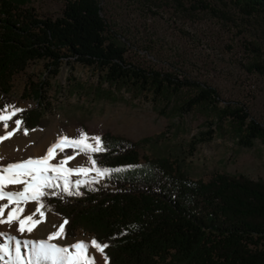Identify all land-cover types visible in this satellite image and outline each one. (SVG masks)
<instances>
[{"label":"trees","instance_id":"trees-1","mask_svg":"<svg viewBox=\"0 0 264 264\" xmlns=\"http://www.w3.org/2000/svg\"><path fill=\"white\" fill-rule=\"evenodd\" d=\"M233 1L245 12L264 13V0ZM124 50L97 0H63L54 17L37 15L28 0H0V103L13 75L37 59L44 60L50 75L70 60L98 67L112 84L127 82L154 94L166 87L195 88L183 109L215 102L208 84L138 66L125 60ZM251 67L262 69L258 62ZM46 86L43 79L32 83L36 105L13 117L23 121L21 129L42 123ZM226 112L240 125V144L249 146L256 137L264 143V124L240 107ZM98 136L107 150L91 157L98 167L120 171L83 181L78 189L70 179L78 195L62 192L60 180L55 182L60 187L45 189L58 195L43 197L41 210L67 221L64 235H74L77 228L91 232V240L109 245L106 264H264V179L218 171L204 181L190 176L170 151L139 155V145L154 141L149 136L133 140L108 130ZM200 139L193 138L190 147Z\"/></svg>","mask_w":264,"mask_h":264},{"label":"rangeland","instance_id":"rangeland-1","mask_svg":"<svg viewBox=\"0 0 264 264\" xmlns=\"http://www.w3.org/2000/svg\"><path fill=\"white\" fill-rule=\"evenodd\" d=\"M97 1L112 33L125 47V60L206 83L215 90V102L195 103L183 109V102L195 88L166 87L154 94L127 82L112 84L103 79L96 66L66 60L56 74L50 75L44 60H31L13 75L6 101L0 107H34L37 98L30 88L43 79L47 82L42 90L47 102L43 120L28 129L27 135L21 129L0 143V156L22 152L37 142H42L44 155L61 136L78 139L80 132L98 136L108 130L133 140L149 136L154 141L139 145V155L170 151L181 159L190 176L204 181L218 171L264 179V143L256 137L249 146L240 144V125L226 112L240 107L248 117L264 124V13L245 12L233 0ZM28 4L37 15L54 17L60 13L63 0H28ZM253 62L260 63L262 69L252 68ZM14 121L9 122V130L15 127ZM196 137L203 139L191 148ZM77 152L66 147L54 163ZM80 166L92 167L88 154L75 155L66 165ZM70 179L99 181L101 176L91 171L87 175L73 173ZM21 206L25 209L23 217L35 210L37 202ZM43 212V222L31 233L21 235L16 231L17 224L11 228L0 225V230L22 241L46 239L58 230L63 219L53 211ZM34 218L39 219V213ZM91 236V232L77 228L74 235L51 242L62 246L90 243ZM6 242V237H0V243ZM88 254L96 264H105L103 255L94 248H89Z\"/></svg>","mask_w":264,"mask_h":264},{"label":"snow or ice","instance_id":"snow-or-ice-1","mask_svg":"<svg viewBox=\"0 0 264 264\" xmlns=\"http://www.w3.org/2000/svg\"><path fill=\"white\" fill-rule=\"evenodd\" d=\"M23 109L14 105L0 107V143L10 139L17 131L21 130L23 123L20 119H15L14 125L10 129L9 122L13 120ZM24 134H28L27 129H23ZM78 139H70L68 136H61L58 140L47 148L46 154L38 158H28L19 162L7 163L0 166V225H7L9 228L17 224L16 231L23 235L25 232L31 233L34 228L43 222L44 212L41 210L44 205L42 198L46 196H56V191L48 192L45 189L60 187L55 181L63 180L62 192L68 195H78L70 189L69 176L73 173L87 175L95 171L97 176L108 175L118 172L120 169H108L97 166V161L91 157V153L106 151L99 136H88L86 133H77ZM66 147L78 148L75 155L81 153L89 154L91 168L80 166L77 168L66 167L67 163L75 158V155L66 156L58 163H51L52 160L63 152ZM59 150V151H57ZM3 157L0 156V160ZM50 173L54 174L51 175ZM83 183L81 180L75 181L78 189ZM13 186H19L16 190H11ZM29 202H37L35 210L22 217L24 207L21 205ZM5 213L6 216H5ZM39 213L40 218L36 217ZM60 224L57 231L50 233L46 239L20 240L15 235L0 230V237H6V243H0V264H96L95 258L88 254L89 248H94L103 255L105 264L108 260L104 251L109 247L106 243H100L92 239L90 243L79 241L71 245L62 246L52 243L53 239H62L64 235V225ZM22 249L26 250L22 252Z\"/></svg>","mask_w":264,"mask_h":264},{"label":"bare ground","instance_id":"bare-ground-1","mask_svg":"<svg viewBox=\"0 0 264 264\" xmlns=\"http://www.w3.org/2000/svg\"><path fill=\"white\" fill-rule=\"evenodd\" d=\"M43 144L42 142H37L35 145L30 147L29 149H26L22 152H9L8 154H5L3 156V159L0 160V166L1 164L5 163L6 161L12 163L14 160L20 159V158H29L34 157L38 158L43 154ZM55 159L51 161V163H54Z\"/></svg>","mask_w":264,"mask_h":264},{"label":"water","instance_id":"water-1","mask_svg":"<svg viewBox=\"0 0 264 264\" xmlns=\"http://www.w3.org/2000/svg\"><path fill=\"white\" fill-rule=\"evenodd\" d=\"M63 223H64V220H63Z\"/></svg>","mask_w":264,"mask_h":264}]
</instances>
